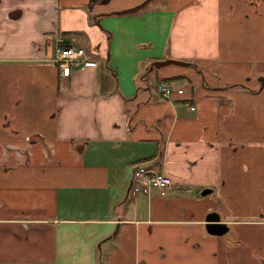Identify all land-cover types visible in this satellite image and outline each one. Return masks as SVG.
<instances>
[{
  "label": "crops",
  "instance_id": "crops-1",
  "mask_svg": "<svg viewBox=\"0 0 264 264\" xmlns=\"http://www.w3.org/2000/svg\"><path fill=\"white\" fill-rule=\"evenodd\" d=\"M145 1L0 0V264H264V0Z\"/></svg>",
  "mask_w": 264,
  "mask_h": 264
},
{
  "label": "built area",
  "instance_id": "built-area-1",
  "mask_svg": "<svg viewBox=\"0 0 264 264\" xmlns=\"http://www.w3.org/2000/svg\"><path fill=\"white\" fill-rule=\"evenodd\" d=\"M58 44L56 62L63 77L69 78L73 69H79L87 62V53L84 49L67 45L62 37ZM156 90L164 99H171L175 94H185L184 89L176 90L170 83L163 81L156 83ZM191 110H195V107L191 106ZM133 174L134 195L140 191L147 192L150 188L169 190L173 186V180L169 175L159 173L152 168L139 167Z\"/></svg>",
  "mask_w": 264,
  "mask_h": 264
},
{
  "label": "water",
  "instance_id": "water-1",
  "mask_svg": "<svg viewBox=\"0 0 264 264\" xmlns=\"http://www.w3.org/2000/svg\"><path fill=\"white\" fill-rule=\"evenodd\" d=\"M150 1L151 0H147L144 3H142V4H140V5L136 6V7H134L132 9L125 10V11H121V12H116V14L121 15V14H124V13H127V12H132V11L139 10L142 7L146 6ZM171 64H173V65H179V66H185V67H189L191 65V63H188V62L169 59V60H166V61H158V62H155L152 65L151 69L152 70L154 68L159 69V68H162L164 66L171 65ZM260 80L264 84V78H261ZM211 192H212V190H208L207 189V190H205L203 192L202 195L203 196H207ZM206 221L208 222V224L206 226L207 227V231H208V233L210 235L222 237V236L228 234L229 227L221 221V217L217 213H211L210 215H208Z\"/></svg>",
  "mask_w": 264,
  "mask_h": 264
},
{
  "label": "rangeland",
  "instance_id": "rangeland-1",
  "mask_svg": "<svg viewBox=\"0 0 264 264\" xmlns=\"http://www.w3.org/2000/svg\"><path fill=\"white\" fill-rule=\"evenodd\" d=\"M161 1L164 2L165 0H151L150 4L148 3L146 6L142 7L139 10L132 11V12H127V13H124V14H121V15H118V16L119 17H121V16H123V17H130V18H132L133 16H141V14H143L144 12H146L148 10H153V9H155L158 6H161V4H160ZM137 82H138V84L143 85L142 75H140V77L137 78ZM152 88H153V86H152ZM130 199L132 200L134 198L133 197H130Z\"/></svg>",
  "mask_w": 264,
  "mask_h": 264
},
{
  "label": "trees",
  "instance_id": "trees-1",
  "mask_svg": "<svg viewBox=\"0 0 264 264\" xmlns=\"http://www.w3.org/2000/svg\"><path fill=\"white\" fill-rule=\"evenodd\" d=\"M199 67V66H198ZM168 82V81H167ZM169 83V82H168Z\"/></svg>",
  "mask_w": 264,
  "mask_h": 264
}]
</instances>
